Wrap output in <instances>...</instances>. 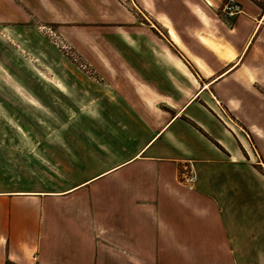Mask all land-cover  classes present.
Listing matches in <instances>:
<instances>
[{
  "label": "crops",
  "instance_id": "obj_1",
  "mask_svg": "<svg viewBox=\"0 0 264 264\" xmlns=\"http://www.w3.org/2000/svg\"><path fill=\"white\" fill-rule=\"evenodd\" d=\"M237 1L149 0L98 127L0 128V264H264V0Z\"/></svg>",
  "mask_w": 264,
  "mask_h": 264
},
{
  "label": "rangeland",
  "instance_id": "obj_2",
  "mask_svg": "<svg viewBox=\"0 0 264 264\" xmlns=\"http://www.w3.org/2000/svg\"><path fill=\"white\" fill-rule=\"evenodd\" d=\"M148 1L0 0V128L38 129L48 141L58 128L98 127L91 84L102 65L123 63L126 32L154 22ZM253 41L252 62L264 67V31ZM12 137L36 149L37 137Z\"/></svg>",
  "mask_w": 264,
  "mask_h": 264
},
{
  "label": "built area",
  "instance_id": "obj_3",
  "mask_svg": "<svg viewBox=\"0 0 264 264\" xmlns=\"http://www.w3.org/2000/svg\"><path fill=\"white\" fill-rule=\"evenodd\" d=\"M221 10L225 16L233 17L240 13L242 8L237 0H224ZM179 181L189 190H192L195 187L197 182V174L190 161L184 163L183 167L180 169Z\"/></svg>",
  "mask_w": 264,
  "mask_h": 264
}]
</instances>
